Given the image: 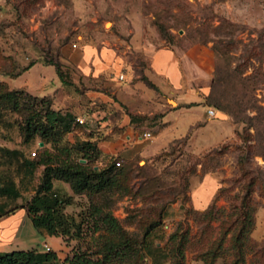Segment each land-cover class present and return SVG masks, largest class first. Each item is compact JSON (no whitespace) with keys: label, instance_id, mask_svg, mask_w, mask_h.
Instances as JSON below:
<instances>
[{"label":"rangeland","instance_id":"1","mask_svg":"<svg viewBox=\"0 0 264 264\" xmlns=\"http://www.w3.org/2000/svg\"><path fill=\"white\" fill-rule=\"evenodd\" d=\"M132 33L152 46L182 38L209 41L214 60L206 100L229 118L232 133L202 153L192 152L181 137L150 156L93 158L72 144L99 139L102 131L77 123V114L84 113H76L74 126L59 136V149L44 145L55 154L48 162L64 159L101 168L117 159L119 165L95 191L74 193L66 181L52 179L69 224L56 240L66 254L86 248L103 257V264H264V0H0V71L14 74L34 61L57 63L65 83L53 93L62 108L76 104L75 91H108L107 77L113 76L110 82L118 90L132 83L136 105L151 111L138 116L151 131L160 115L152 108L157 93L161 103L173 99L148 79L147 51L127 46ZM83 44L112 46L126 65L115 73L102 71L98 80L82 77L74 62ZM120 72L123 78L115 80ZM19 81L21 76L12 83ZM14 96L22 100L17 110H11L8 97L0 102V142L17 145L18 124L27 110L23 92ZM24 150L26 156L0 155V184L12 182L17 191L0 195L1 211L25 209L38 183L43 164L30 171L21 160L36 159L42 149L31 140ZM206 172L219 183L197 209L192 189ZM44 245L49 246L43 241L42 250Z\"/></svg>","mask_w":264,"mask_h":264},{"label":"crops","instance_id":"2","mask_svg":"<svg viewBox=\"0 0 264 264\" xmlns=\"http://www.w3.org/2000/svg\"><path fill=\"white\" fill-rule=\"evenodd\" d=\"M128 42L127 46L140 47L147 51L145 52L148 56L146 70L148 79L162 95L164 93L173 99V103H161L157 99L159 97L157 93L158 97L152 108L159 111L160 115L156 119L157 123L150 126L151 138L146 142H143L141 133L148 127L138 116L147 115L151 111L149 108L136 105L137 93L132 83H127L118 90L110 82L113 76L107 77L108 91L98 88L84 89L83 92L75 91L76 104H68L62 108L53 93L62 82L49 63L34 61L14 74L1 70L0 81L8 84L9 88H23L33 95L51 96L53 106L61 111L68 110L74 115L82 111L86 124L91 126L87 129L102 131L101 138L90 137L99 150L100 157L120 153L129 157L150 156L160 152L173 139L181 137L192 152L202 153L224 142L231 135L232 124L226 115L216 108L213 109L212 115L206 113L209 103L205 97L209 91L214 60L209 41L182 38L175 43L152 46L146 39L136 40V33H132L128 36ZM74 64L78 66L82 77L88 76L92 80H98L102 71L111 70L115 73L120 65H126V62H122V57L112 46L83 44L80 56ZM49 65L53 67L54 72L48 70ZM117 75L118 73L114 76L115 80L120 81ZM18 76H21V81L13 84V79ZM48 83H53L50 88L46 86ZM39 90L44 91L35 92ZM31 140L37 147L43 144L38 137ZM31 140L27 142L20 140L21 144L17 145L2 140L0 145L18 149L26 156L24 149ZM218 183L214 173L206 172L202 175L196 188L192 189L194 208H202L209 201V195L218 187ZM0 239L8 240L0 242V250H10L7 246L10 247L11 244L16 246L19 242L29 245L26 248L36 247L42 250V242L47 241L50 248L55 250L58 260L66 253L63 245L56 240V236L40 233L32 226L23 207H17L14 211L0 216ZM9 240L13 242L10 243Z\"/></svg>","mask_w":264,"mask_h":264},{"label":"trees","instance_id":"3","mask_svg":"<svg viewBox=\"0 0 264 264\" xmlns=\"http://www.w3.org/2000/svg\"><path fill=\"white\" fill-rule=\"evenodd\" d=\"M49 63L53 64L57 76L62 83H65L58 64ZM30 64H27L26 67ZM20 92H23L26 96L23 102H25L24 105H26L25 109L27 110L18 124L20 140L27 142L34 136H38L39 141L43 143L39 147L42 150L38 153L36 159L23 158L21 160V163L28 167L30 171L36 164H43L34 193L24 205L25 210L32 226L38 232L49 235L65 233L69 229V224L65 222L66 219L60 210L65 200L52 188V179L59 178L66 181L74 193L82 190L86 192L99 190L107 181L111 180L112 175L116 172L114 164L117 159L101 168H89L76 161L70 162L64 159L58 160L59 162L55 164L49 163L48 160H50V157H54L55 154L52 155L44 147V144L48 142L52 148L59 149L57 148L58 144L56 145L61 139L59 136L74 126L75 115L68 110L61 111L59 108L54 107L51 96H37L22 88H8L5 82L0 81V102L3 101L4 103L5 99L3 98L8 97L7 101L11 102V110H17V105H21L22 100L16 96L13 97V94L17 95ZM85 123L84 121L81 124ZM72 146L82 150L86 156L93 158L99 156V150L91 140L78 141ZM0 155L19 157L22 153L18 149H9L0 145ZM0 195L16 196L17 191L13 183L0 184ZM9 211L11 212V209L0 210V215L8 214ZM106 221L112 223V218H107ZM93 253V251L86 248H75L70 254L65 253L58 260L55 250L51 248L48 250H40L36 247L0 250V264H54L56 261L61 262V264H103V257L94 256Z\"/></svg>","mask_w":264,"mask_h":264},{"label":"built area","instance_id":"4","mask_svg":"<svg viewBox=\"0 0 264 264\" xmlns=\"http://www.w3.org/2000/svg\"><path fill=\"white\" fill-rule=\"evenodd\" d=\"M117 78L118 79H122L123 78V73H118L117 75ZM206 113L209 114V115H212L214 113V110L212 107H207L206 109ZM75 120L77 123H83L85 121V119L82 117V116H76L75 117ZM141 136L144 138V139H150L151 138V132L149 130H144L142 133H141ZM29 154L31 156H33L35 153H34V150H31L29 152ZM115 164H119V161L116 160L115 161ZM44 249L45 250H48L49 249V246L48 245H44Z\"/></svg>","mask_w":264,"mask_h":264},{"label":"water","instance_id":"5","mask_svg":"<svg viewBox=\"0 0 264 264\" xmlns=\"http://www.w3.org/2000/svg\"><path fill=\"white\" fill-rule=\"evenodd\" d=\"M39 143H41V142H39Z\"/></svg>","mask_w":264,"mask_h":264}]
</instances>
